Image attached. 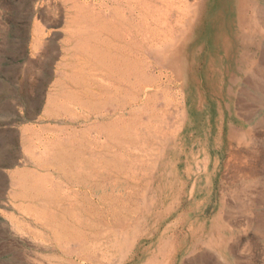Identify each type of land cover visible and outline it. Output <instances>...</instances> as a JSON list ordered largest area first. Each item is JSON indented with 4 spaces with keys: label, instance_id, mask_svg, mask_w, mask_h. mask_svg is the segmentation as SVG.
Segmentation results:
<instances>
[{
    "label": "rangeland",
    "instance_id": "obj_1",
    "mask_svg": "<svg viewBox=\"0 0 264 264\" xmlns=\"http://www.w3.org/2000/svg\"><path fill=\"white\" fill-rule=\"evenodd\" d=\"M169 1L157 10L162 3L153 0L152 11L174 22V6L195 8L182 85L173 77L169 94H161L157 89L167 82L156 65L157 96L150 91L147 101L115 115V103L123 108L132 96L125 86L117 99L101 98L90 87L94 99L78 105L68 100L73 84L62 92L68 77H78L65 51L83 40L71 23L85 14L83 0H0V264H79L64 256L76 255L79 245L96 261L142 264L177 217L185 220L175 234L184 249L189 228L206 236L219 221L227 243L217 249L220 258L213 255L217 264H264V0H252L256 28L239 16L240 0ZM169 130L178 132L165 137ZM87 157L101 162L102 180L94 173L97 162ZM90 186L92 193L85 189ZM250 203L253 215L260 214L257 225L241 216ZM168 209L172 214L148 237L158 212ZM135 236L142 252L124 260L111 244ZM192 255H184L188 264Z\"/></svg>",
    "mask_w": 264,
    "mask_h": 264
},
{
    "label": "bare ground",
    "instance_id": "obj_2",
    "mask_svg": "<svg viewBox=\"0 0 264 264\" xmlns=\"http://www.w3.org/2000/svg\"><path fill=\"white\" fill-rule=\"evenodd\" d=\"M154 1H158V2L160 1L162 3L161 7L160 6L157 7V10H160L163 6L167 7L169 4H171V1H169V0H154ZM151 2H153V0H144V2H143L144 9L146 7L147 8L145 10L142 9L144 11H142V13H141V12H139V11H141V9H139V5H138L139 0H83V3H85V5H86L85 6V8H86L85 14L83 15V13H84V11H83L82 16L77 17L78 22H75L74 21L75 19L71 21L72 25H74V26L76 25V27H74L72 34L76 37L80 36L81 34H84L83 40H79L78 38H76V42H74L72 47H69L65 51V53L67 54L66 58L70 59L68 65H71V62H72L73 73H76L78 76V77L73 76L75 78L74 80L72 78L68 77L65 81V82H67V84L62 86V92H64L65 89H67V90L71 89L69 86H71L72 84H73V88L76 90L75 92H73L74 95L72 96V98H70V99L68 98V100H70V101L77 100L76 105H78V101H80V99H82V101H84V98H86L87 101H89V100L92 101L94 99V98H92V96L94 95L93 93H95V94L100 93L101 98L117 99L118 92L120 90L124 89L125 87H127L126 89H131L132 96L129 99L126 98L127 104L126 105L123 104L124 105L123 108H118L117 104L115 103L116 106L114 105V109H113L114 112L113 113L115 115H118L117 113H124V111L126 110L127 107H132V105H139V104L147 101L149 98L148 92H150V91L154 92L155 97L157 96V93H159V92H162L161 94H163V95H166L167 93L169 94L170 83H172L171 81H172L173 77L175 79H178L182 85L183 70H184V64H185V61L183 58V52L185 51L187 41L190 40L191 35H192V29H193V25L195 22V8H193L194 6L190 7L189 5H184V8L180 7L179 5L174 6L171 9L172 11H174L173 14L175 12H176L175 14H177V13L181 14L182 10H184V11L182 12L183 14H181L182 15L181 17L177 14V17L173 22L172 20H170V18H171L169 16L170 14L167 15V14H163L161 12L155 11V10L152 11V3ZM79 7L80 6L78 5L77 12L79 10ZM125 9H126V11H125ZM126 12H127V15L125 16ZM151 12L155 16L154 20L150 19V17H152ZM257 13H258V8L256 7L255 3L252 0H250V2H249V0H240V4L238 6V14L242 19L245 17L244 22L247 20V23L248 22L252 23L251 28H256L255 23H257L258 20L256 21L255 17H256V15H258ZM139 18L142 19V22H139ZM162 18L164 20H162ZM72 19H73V17H72ZM263 21H264V19H263ZM257 27H258V25H257ZM258 29L261 30L259 27H258ZM251 30L253 32V29H251ZM249 31H250V29H249ZM247 33H248V31H247ZM250 36H254V35H250ZM250 39L252 41L254 39V37L250 38ZM194 40H195V37H194ZM36 50H37V48H36ZM63 59H64V57H63ZM68 65L63 66V67L66 68V67H68ZM156 65L159 67L158 74H157L158 77H160V78L165 77L166 80H164V81L167 82V85H165V86L168 87V88L167 87L158 88L157 90L159 92H157V93H156L157 90L154 91V88H152V86L155 84L154 83V75H155L154 74V72H155L154 68H156ZM134 74L135 75L137 74L135 79H133V76H132ZM252 78H254V77H252ZM255 79H256V77H255ZM80 81H83L85 87L83 85L79 84ZM163 84H165V83H163ZM65 86H66V88H65ZM90 87L92 88L91 92L93 91V93L88 91ZM84 90H85V92L83 93ZM89 93L91 94L90 97H89ZM57 100H58V98H57ZM63 101H65V100H63ZM63 101H60V102H63ZM167 105H168V103L166 104V106ZM81 108H84V107H80V109ZM83 110H85V109H83ZM181 112H182L181 117H183L185 110L181 111ZM149 132H150V130H149ZM177 132H173V131L169 130V131L164 132V135H165V137L166 136L167 137H170V136L173 137V135H176ZM243 137H244V135H243V132L241 131L240 132V138H239L240 141H243L242 140ZM99 138H101V137H99ZM97 143H99V142H97ZM89 146H91V145H89ZM141 146H143V145H141ZM91 148H92V146H91ZM151 148H153V147H151ZM94 149L96 150V147ZM98 149H101V148L99 147ZM33 150H36V148ZM41 150H40L41 152L45 151L43 149H41ZM129 153H131V152H129ZM143 154L145 155V153H143ZM85 160L94 161V163L97 162L96 158L91 159V158L87 157V158H85ZM138 163H140V162L138 161ZM96 164H98V166H96L94 173L96 174L97 179L102 180V178H104L103 177V171H102L103 166H101L102 165L101 162H97ZM129 166H131V164ZM44 167H46V166H44ZM48 168H51V167H48ZM45 170H46V168H45ZM130 171H132V170H130ZM137 171H138V169H137ZM187 173H188V171H187ZM66 176H68V175H66ZM111 177H113V176L111 175ZM60 178L61 177H59V179ZM132 181H133V179H132ZM50 183H51V181H50ZM87 187L85 189L88 190V193H92L93 188L90 186L88 189ZM65 189L63 188V190H65ZM85 189H83V190H85ZM63 190H62V192H63ZM66 191H64V192H66ZM62 192L60 191L61 194H63ZM60 193L58 195H60ZM67 193H65V194H67ZM139 196H140V194H139ZM161 196H162V194H161ZM69 197L71 198V196H69ZM243 197H244V195H243ZM241 199H243V198H241ZM241 201H242L241 203L243 204L244 201L243 200H241ZM96 203H97V201H96ZM239 203H240V200H239L238 204ZM138 205H139V203H138ZM70 206H72V205H70ZM239 206H241V205H239ZM254 210H255V207L253 208L251 206V203L247 206L242 205L241 211L244 213H241V216L245 217V219H244L245 224L257 225V220L259 219L260 214L253 215ZM254 212H256V210ZM158 213L161 215H160L159 219L156 221V224H155L156 226H154L153 230L147 234L148 237L154 236V234L158 230V226L164 220H166V218H168L172 214V211L168 209L162 213H160V212H158ZM221 214H222L221 212L218 213V215H217L218 219L221 218ZM133 215H135V214H133ZM88 219H87V221H88ZM239 220H240V218H239ZM26 221H28V220H26ZM69 221H71V220H69ZM232 221H234V220H232ZM28 222H30V221H28ZM96 222H97V220H96ZM32 223H34V222H32ZM75 224H77V223H75ZM183 224H185V220L180 219L178 217L175 218L172 222H170L164 228L162 233L160 234V236L165 235V239L160 240V243L157 246L156 251L152 252L150 258L147 259L142 264H188L189 260L185 259L184 255H186L189 252L193 254L191 256V261H190L193 264H217L218 262L216 263V261H214L213 255L215 254L218 258H220L221 255L217 251V249L219 248L220 244L223 243L226 246V243H227V238L224 237L223 224L219 223V221H216L214 226L213 225L210 226L208 233H206V236H205V234L201 233V231H199L200 230L199 228H198V231H197V229L189 228V235H191V241H189V244H190L189 248L185 247V249H184V246L182 245L181 241L175 240V237L178 238L177 236H175V234L180 231V230H177V226L182 227ZM32 226H34V224H32ZM111 226H112V224H111ZM14 228L15 227H13V229ZM16 230H18V229H16ZM168 230L169 231L172 230L173 232L171 234H168L167 233ZM45 231H46V229H45ZM47 234H48V232H47ZM186 236H184L182 238H184V240H185ZM44 238H45V236H44ZM33 239H34V237H33ZM139 239H140V237H138V236H135L132 239L125 237L121 242H119L118 239L114 240L111 245L117 247L116 249H117L118 253L121 254L120 257H123L124 260L125 259L133 260V259H135V257H138V255L141 254V252H142V251L140 252V250H138L139 247H137ZM39 241H41V243H42V240H39ZM43 242H44V240H43ZM56 244H59V243H56ZM44 245H45V243H44ZM202 247L206 251H203L201 249ZM207 251H210V252H207ZM230 251H231V249H230ZM64 256H65V259H67V258L72 259L74 257L75 258L77 257L78 258L77 261H79V264H85V263L93 264L92 261L94 262V264H96V263L104 264L106 262H107V264L112 263L107 258L103 259V256H102L103 261L102 260L96 261L95 257H92L89 252H86L85 246H82V245H79V248H78L76 255L65 253ZM67 261H70V260L67 259ZM191 263H189V264H191Z\"/></svg>",
    "mask_w": 264,
    "mask_h": 264
}]
</instances>
